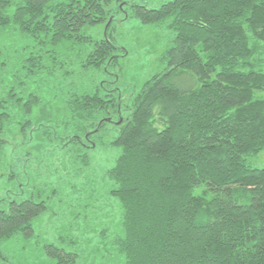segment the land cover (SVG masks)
<instances>
[{
    "label": "trees",
    "instance_id": "obj_1",
    "mask_svg": "<svg viewBox=\"0 0 264 264\" xmlns=\"http://www.w3.org/2000/svg\"><path fill=\"white\" fill-rule=\"evenodd\" d=\"M128 17L168 39L164 69L124 91L115 26ZM263 65L264 0H0V154L59 144L63 175L78 181L111 124L116 264H264V166L248 162L264 149ZM56 101L61 115L39 121ZM20 158L0 174L23 180ZM20 184L0 200V264H12L3 244L29 240L57 192L43 183L20 197ZM70 243L47 242V259L86 264Z\"/></svg>",
    "mask_w": 264,
    "mask_h": 264
},
{
    "label": "rangeland",
    "instance_id": "obj_2",
    "mask_svg": "<svg viewBox=\"0 0 264 264\" xmlns=\"http://www.w3.org/2000/svg\"><path fill=\"white\" fill-rule=\"evenodd\" d=\"M161 1L145 0V3L150 6ZM115 29L116 44L124 47L126 56L118 62L122 68L120 87L123 90L127 86L139 88L150 76L164 69L161 52L167 44L168 33L152 25H145L133 17L117 22ZM87 32L93 39L99 38L103 36V27L95 24L87 27ZM262 70L264 72V65ZM260 94L264 95V91ZM62 112V104L56 101L42 108L38 118L39 121L56 118ZM108 128L112 135L104 134L103 142L89 150L92 163L88 173L78 181L70 179L68 174L63 175L61 169L68 160L65 154L62 155L65 147L62 150L59 144H47L43 151L36 150L35 139L30 144L31 154L24 159L18 153L15 157V152L11 153L12 151L0 154V172L2 162L10 164L13 158H20V168L27 173L23 180L18 177L7 179L6 175L0 174V200L17 193V181L21 183L20 197L26 196L30 191L36 193L43 183L49 188H57L56 194L47 200L46 211L35 216L32 221V237L27 241L14 240L3 244L2 253L7 255L12 264H52L47 259L43 246L47 242H54L69 250L71 240L76 242L74 246L86 258V264H116L111 240L116 233H121L122 214L117 199L109 192L111 182L105 178V172L114 164L120 148L108 145L116 133L113 125H108ZM248 162L254 167L264 166V149L249 157ZM15 168L17 170L18 167ZM67 181L68 185H63ZM71 184L74 186L71 187ZM102 230L104 232L101 236L104 235V239L100 236Z\"/></svg>",
    "mask_w": 264,
    "mask_h": 264
},
{
    "label": "water",
    "instance_id": "obj_3",
    "mask_svg": "<svg viewBox=\"0 0 264 264\" xmlns=\"http://www.w3.org/2000/svg\"><path fill=\"white\" fill-rule=\"evenodd\" d=\"M121 121H122V119L114 122V124L120 125Z\"/></svg>",
    "mask_w": 264,
    "mask_h": 264
},
{
    "label": "flooded vegetation",
    "instance_id": "obj_4",
    "mask_svg": "<svg viewBox=\"0 0 264 264\" xmlns=\"http://www.w3.org/2000/svg\"><path fill=\"white\" fill-rule=\"evenodd\" d=\"M87 141V140H86ZM89 143H88V141H87V145H88Z\"/></svg>",
    "mask_w": 264,
    "mask_h": 264
}]
</instances>
